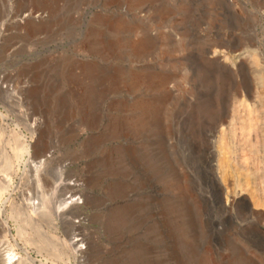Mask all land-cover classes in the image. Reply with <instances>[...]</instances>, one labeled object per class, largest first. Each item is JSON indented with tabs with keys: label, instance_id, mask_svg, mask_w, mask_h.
Segmentation results:
<instances>
[{
	"label": "rangeland",
	"instance_id": "rangeland-1",
	"mask_svg": "<svg viewBox=\"0 0 264 264\" xmlns=\"http://www.w3.org/2000/svg\"><path fill=\"white\" fill-rule=\"evenodd\" d=\"M31 2L20 10L33 9ZM16 7L13 0H0V209L10 230L5 236L0 226L1 251L10 249L14 264H172L168 232L183 223L177 201L181 192L173 186L179 177L190 188L193 218L203 221L202 246L226 258L245 250L264 264V234L236 227L256 220L245 211H228L215 199L211 163L220 144L206 117L213 110L218 117L227 112L230 130L219 139L220 146L234 151L230 154L242 177L240 187L247 189L249 200L259 198L264 213V0H155L139 13L159 41L144 64L174 72L171 86L184 92L186 102L167 158L144 149L146 158L136 170L119 152L123 141L91 151L95 131L86 129V118L60 124L56 113V99L66 87L60 81L63 64L74 59L109 65L89 48L95 16L107 12L67 2L61 11L69 22L59 35L30 39L22 32L12 39L8 29ZM161 7L170 12L159 19ZM215 44L230 56L242 54L241 60L216 63L208 54ZM87 87L70 89L69 103L79 105ZM103 103L105 108L108 102ZM34 119L39 128L31 127ZM38 129L48 148L34 158L44 159L37 180L23 165L28 156L16 158L12 133L29 145L36 143ZM119 182L128 186L122 193L115 192ZM62 183L76 186L73 199ZM41 200L47 202L46 213L32 214ZM260 225L264 227V219ZM236 259L231 264H245Z\"/></svg>",
	"mask_w": 264,
	"mask_h": 264
},
{
	"label": "bare ground",
	"instance_id": "bare-ground-1",
	"mask_svg": "<svg viewBox=\"0 0 264 264\" xmlns=\"http://www.w3.org/2000/svg\"><path fill=\"white\" fill-rule=\"evenodd\" d=\"M13 1L19 10L28 2V0ZM67 2L77 4L83 10L98 6L101 11L107 12L98 13L95 16L97 26L94 25L91 28L89 48L93 55L103 58L109 65L103 67L96 61L85 63L74 59L63 64L60 81L66 87L63 96L56 99L59 123L70 124L80 116L86 118V129L95 131L88 146L91 151L100 149L112 140L123 141L124 144L120 147L119 152L126 158V163L131 170L139 169L140 163L144 157L146 158V153L143 150L147 148L154 151L156 156L166 159L169 145L179 134L181 117L185 118V115L182 114V107L186 102V96L184 92L177 91L176 93L172 88L171 85L176 76L174 72L155 66L148 67L144 64V61L157 50L159 41L152 37L150 29L145 27L138 15L145 9L146 4L154 3L155 0H32L33 9L24 12L25 9L19 11L16 7L18 12L12 19L13 26L8 29L10 37L17 39L22 32L30 39L42 35L53 38L59 35L69 22V19L61 11ZM169 12L168 8L161 7L157 11V17L162 19ZM224 48L220 44H215L210 48L208 54L216 63L228 60L236 63L241 60L242 54L230 56L229 51L227 52ZM260 78L264 83V75H261ZM79 85L88 86V91L81 97L80 106L71 105L68 101V92ZM31 95L34 97L33 100L37 101L35 87L31 88ZM104 101L108 102L105 108L102 107ZM207 114L206 117L211 120L208 125L212 134L218 138L217 142L222 145V141L219 139L223 138L230 130V123L227 121L228 114L225 111L223 117H218L214 110ZM39 125V120L34 119L31 127L39 128ZM37 131L36 143L29 145L20 143L19 135L13 131L14 141L12 144L17 159H20L24 154L28 156L23 165L25 168H29L38 180L44 159L34 161V158L37 157V154H44L48 147L43 144L42 132L39 129ZM220 145L212 152L214 159L212 158L211 164L215 179L213 182L217 191L215 199L228 211H234V209L245 211L248 217L256 220L255 222L250 221V225L246 226L238 223V226L236 225L238 229L251 230L249 234L251 232L264 234V227L260 225L264 219L262 202L258 200L259 198H254L253 195L251 200L246 197L248 191L240 187L242 177L230 154L233 150L231 152L224 151ZM29 148L34 149L33 154L31 153L32 156L29 155ZM170 166L173 168L172 164ZM143 183L145 186L146 181ZM10 184L11 178H8V187ZM90 184L93 185L92 181L89 182ZM71 185L62 183L60 186L69 189V198L73 199L71 197L77 192L76 186ZM174 185L181 192L177 201L180 214L183 216V223L177 225L175 229H169L168 232V257L172 264H231L235 258L245 264H258L250 255L246 254L247 252H244L245 250L236 251L234 256L226 258L211 250L210 247L205 249L201 244L204 231L203 221L198 223L193 218L188 206L192 194L187 181L178 177L174 180ZM126 187L128 186L125 182H119L115 187V192L122 193ZM32 209L34 210H29L32 214H35L36 211L46 213L47 202L41 200L35 208L32 206ZM2 213L0 209V226L7 236L10 235V230L7 221L1 218ZM5 249L7 248L5 247ZM4 251L5 253L0 249V264H14L16 262L15 254L10 252V249ZM20 263L25 264L24 262Z\"/></svg>",
	"mask_w": 264,
	"mask_h": 264
}]
</instances>
